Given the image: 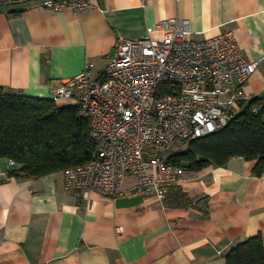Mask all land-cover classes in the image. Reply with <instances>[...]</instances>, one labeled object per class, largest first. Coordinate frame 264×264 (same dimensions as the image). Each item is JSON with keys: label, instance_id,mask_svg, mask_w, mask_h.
I'll return each instance as SVG.
<instances>
[{"label": "crops", "instance_id": "crops-1", "mask_svg": "<svg viewBox=\"0 0 264 264\" xmlns=\"http://www.w3.org/2000/svg\"><path fill=\"white\" fill-rule=\"evenodd\" d=\"M92 1L97 6L76 13L40 0H0V86L50 98L86 62L94 63L92 76L103 73L121 37L141 38L170 17L189 19L195 39L231 31L247 59L264 55V0ZM237 95L240 103L264 101V65ZM256 163L237 156L185 169L161 199L70 189L63 170L11 175L20 165L0 158V264H227L236 244L257 235L264 242V175Z\"/></svg>", "mask_w": 264, "mask_h": 264}, {"label": "built area", "instance_id": "built-area-1", "mask_svg": "<svg viewBox=\"0 0 264 264\" xmlns=\"http://www.w3.org/2000/svg\"><path fill=\"white\" fill-rule=\"evenodd\" d=\"M40 6L77 13L97 5L40 0ZM191 34L189 19H163L141 38L121 37L107 69L95 78L94 63L86 62L81 73L51 88L55 101L78 105L97 145L90 160L63 170L67 188L164 199L185 175L170 154L227 125L243 109L237 90L264 65V55L247 59L231 31L205 40ZM128 178L136 182L126 189Z\"/></svg>", "mask_w": 264, "mask_h": 264}, {"label": "trees", "instance_id": "trees-1", "mask_svg": "<svg viewBox=\"0 0 264 264\" xmlns=\"http://www.w3.org/2000/svg\"><path fill=\"white\" fill-rule=\"evenodd\" d=\"M254 98L225 126L190 140L187 149H176L168 159L188 170L211 164L224 165L237 156L257 160L254 172L264 175V101ZM259 106L258 112L254 110ZM90 120L78 105H61L53 98L27 95L0 86V158L20 167L11 175L41 176L85 163L97 150ZM227 264H264L261 235L231 248Z\"/></svg>", "mask_w": 264, "mask_h": 264}, {"label": "rangeland", "instance_id": "rangeland-1", "mask_svg": "<svg viewBox=\"0 0 264 264\" xmlns=\"http://www.w3.org/2000/svg\"><path fill=\"white\" fill-rule=\"evenodd\" d=\"M96 76H92V78H95ZM58 103H60L61 105H66V104H71V102L69 101V100H61V101H59ZM187 143L184 145V146H182L180 149H178V151L179 152H181V151H184V150H186L187 149ZM165 156V155H164Z\"/></svg>", "mask_w": 264, "mask_h": 264}]
</instances>
